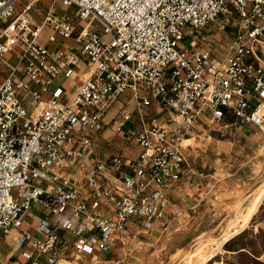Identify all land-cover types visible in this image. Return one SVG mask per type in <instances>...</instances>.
Masks as SVG:
<instances>
[{
  "label": "built area",
  "instance_id": "obj_1",
  "mask_svg": "<svg viewBox=\"0 0 264 264\" xmlns=\"http://www.w3.org/2000/svg\"><path fill=\"white\" fill-rule=\"evenodd\" d=\"M38 1L0 0V233L20 232L12 251L26 264H58L164 220L202 121L264 128V0H50L36 23ZM213 24L232 29L223 56L196 42ZM44 28L47 44L75 46L50 51ZM79 62L88 74L68 95ZM105 129L137 157L94 154ZM33 205L46 212L39 237L21 230Z\"/></svg>",
  "mask_w": 264,
  "mask_h": 264
},
{
  "label": "crops",
  "instance_id": "obj_2",
  "mask_svg": "<svg viewBox=\"0 0 264 264\" xmlns=\"http://www.w3.org/2000/svg\"><path fill=\"white\" fill-rule=\"evenodd\" d=\"M45 12L46 10L43 11L36 6L33 8L31 14L36 23L42 21ZM40 43L50 51L57 49L68 51L75 46L73 40L47 44L46 38H44ZM87 74L86 65L79 62L75 68L73 79L64 83L68 95L75 92ZM60 81L61 79L58 78L53 86ZM47 98V94L42 97L43 100H47ZM27 108L29 111L33 109L29 106ZM151 111H155V108H151ZM226 120L231 121L228 118ZM110 135V140L106 139V133L95 136L92 145L94 154L110 157L119 154L121 151L120 155L125 158L137 157L140 148L135 142L124 144L120 141L122 140L120 137L113 133ZM207 137L209 140L205 142L204 148L211 150L214 160L211 174L206 169L199 171L192 166V171H189L187 180H183L177 187L168 191L170 202L164 220L157 222L146 233H137L138 227H129L124 243L116 241L108 251L68 258L73 259V261L80 260L81 263L78 264H147L148 260L158 251L161 236L165 234L168 226L174 223V220L179 222L181 216H189L191 212L196 213V215L199 213H204V215L209 212L216 213L221 209V206L230 200L227 198L229 192L234 194L233 192L236 190H244L245 193H248L253 184L264 180V128L230 126L225 132L213 130ZM220 156L225 159L222 161ZM228 178L230 181L227 180ZM231 196L235 199L234 195ZM44 217H46V212L40 206L33 205L23 219L21 230L33 237H39L40 235L35 231V226ZM167 217L171 219L168 220ZM19 235L20 232L17 230L12 231L9 235L0 233V264H26L19 252L12 251L13 238ZM258 260L264 264V252ZM63 261L66 260L63 259L59 263Z\"/></svg>",
  "mask_w": 264,
  "mask_h": 264
},
{
  "label": "rangeland",
  "instance_id": "obj_3",
  "mask_svg": "<svg viewBox=\"0 0 264 264\" xmlns=\"http://www.w3.org/2000/svg\"><path fill=\"white\" fill-rule=\"evenodd\" d=\"M26 1L22 0L21 3ZM21 3L16 6L18 10L22 6ZM35 6L44 11L50 8L51 1L39 0ZM54 8L59 16L73 15L72 9L62 8L58 3ZM230 32L232 29L229 27L220 31L216 25H209L198 32L197 45L208 46L214 56H223L232 37ZM48 33L49 30L44 29L39 41L42 42ZM190 40L187 39L184 44L189 46ZM9 62L14 64L15 58ZM60 100L65 102L66 99L62 97ZM118 107L119 104L111 109L108 119L116 114ZM194 131L193 139L183 142L182 146L190 145L188 152L192 166L196 170L206 169L211 174L213 155L210 149L205 150L204 145L209 140L207 136L213 130H210L202 121ZM104 133L107 134L106 139L110 140L111 132L107 129L98 133L97 136ZM120 141L126 144L124 140ZM233 155L236 156L235 153ZM223 159L225 158L222 157V161ZM227 180L230 181V178ZM209 181L212 182V180ZM262 189H264V180L253 184L248 193L244 190H236L234 194L229 192L227 198L230 200L216 213L196 215L191 212L189 216H181L179 222L174 220V223H171L165 234L161 236L158 251L147 264H262L258 258L264 252V200L259 205L257 202L251 203ZM231 195H234L235 199ZM252 212L254 213L251 221H246L247 216ZM239 223L241 224L233 229ZM131 226L137 227L132 224L129 227ZM240 226L245 227L240 231ZM225 243H227L226 246H224ZM65 260L59 264L81 263L80 260L73 261L71 258Z\"/></svg>",
  "mask_w": 264,
  "mask_h": 264
},
{
  "label": "bare ground",
  "instance_id": "obj_4",
  "mask_svg": "<svg viewBox=\"0 0 264 264\" xmlns=\"http://www.w3.org/2000/svg\"><path fill=\"white\" fill-rule=\"evenodd\" d=\"M190 141V140H189ZM186 142H188V141H186ZM262 200H264V189H262L258 194H257V196L254 198V200L251 202V203H253V202H257V204H259V203H261V201ZM250 203V204H251ZM253 213V212H252ZM252 213L250 214V215H248L247 216V218H246V221H250V219H251V217H252ZM241 222H242V220H241ZM241 223H239L237 226H235L233 229H235V228H237L239 225H240ZM241 228H240V231L245 227V226H240ZM232 229V230H233ZM231 230V231H232Z\"/></svg>",
  "mask_w": 264,
  "mask_h": 264
},
{
  "label": "trees",
  "instance_id": "obj_5",
  "mask_svg": "<svg viewBox=\"0 0 264 264\" xmlns=\"http://www.w3.org/2000/svg\"><path fill=\"white\" fill-rule=\"evenodd\" d=\"M226 244H227V243H225V245H224V246H226Z\"/></svg>",
  "mask_w": 264,
  "mask_h": 264
}]
</instances>
